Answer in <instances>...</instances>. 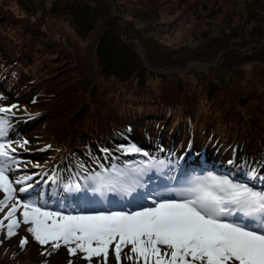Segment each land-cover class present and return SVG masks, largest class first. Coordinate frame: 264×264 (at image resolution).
I'll list each match as a JSON object with an SVG mask.
<instances>
[{
  "label": "trees",
  "instance_id": "16d2710c",
  "mask_svg": "<svg viewBox=\"0 0 264 264\" xmlns=\"http://www.w3.org/2000/svg\"><path fill=\"white\" fill-rule=\"evenodd\" d=\"M76 1L102 15L90 26L78 23ZM113 1L117 17L97 0H0V104H28L37 150L23 161L44 163L23 171L38 190L29 198L56 195L68 203L90 192V202L100 203L99 191L83 187L85 177L100 165L130 162L121 149L135 129L146 143L166 132L181 134L177 150L185 142L214 147L219 163L234 156L230 163L248 170L247 180L262 176L264 189V0ZM217 58L204 73L163 72ZM92 161L99 164L90 168ZM27 248L45 252L31 241L6 249L0 240V264H34Z\"/></svg>",
  "mask_w": 264,
  "mask_h": 264
},
{
  "label": "snow or ice",
  "instance_id": "6c2138e0",
  "mask_svg": "<svg viewBox=\"0 0 264 264\" xmlns=\"http://www.w3.org/2000/svg\"><path fill=\"white\" fill-rule=\"evenodd\" d=\"M15 107H0V113ZM10 127L9 120L0 116V141H4L0 142V212L8 209L0 230L7 221L6 238L17 236L21 225H27L26 231L39 245H50L52 251L65 247L85 264H93L94 259L109 264L110 251L115 264L123 259L128 264H264V189L229 175L193 173L178 180L179 187L138 193L126 202L131 205L127 211H53L29 198L33 186L27 182L32 175L10 179L22 163L27 167L14 155L17 149L12 142L5 141ZM28 143L24 140L19 147ZM121 151L148 159L110 168L100 165V171L85 177L84 187L131 195L143 187L144 175L165 164L135 145ZM18 193L28 196L21 198ZM28 242V237H22L19 245L24 248Z\"/></svg>",
  "mask_w": 264,
  "mask_h": 264
},
{
  "label": "rangeland",
  "instance_id": "374dc122",
  "mask_svg": "<svg viewBox=\"0 0 264 264\" xmlns=\"http://www.w3.org/2000/svg\"><path fill=\"white\" fill-rule=\"evenodd\" d=\"M19 1V0H18ZM88 1H96V0H88ZM106 2L108 5H110V9L108 10V13L112 16H116V7L113 0H97ZM262 1V0H260ZM35 4V3H34ZM74 6L71 7V9L75 8L74 15L77 16V22L78 23H86L87 26H90L93 21H97V19L102 15L101 8H96L93 11L92 10H85L87 7L86 4L76 1ZM115 8V9H114ZM88 11V13H86ZM86 13V14H85ZM123 27L125 23L123 22ZM103 29L105 30V38H109L111 34V26H103ZM125 29L129 31L128 25L125 27ZM131 33V32H130ZM110 39L113 42H116L113 34H111ZM131 41V40H130ZM248 48L245 47L242 50H246ZM136 52H138L141 56L144 55V53L141 52L140 47H135L134 49ZM124 51L128 52V49L124 47ZM10 53L9 49H6L4 51V56H8L7 54ZM11 54V53H10ZM218 58L213 60V65L216 64ZM202 61L192 60L188 62L184 69H181L179 67L171 68V69H165L163 72H169V73H185L190 70H194L198 73H204L208 68L203 66L201 64ZM210 62V63H212ZM205 63V62H203ZM212 66V65H211ZM27 91L26 89H22V94H25ZM4 92H1V95H3ZM0 95V96H1ZM1 102V100H0ZM13 104V100L9 99L8 103L0 104V107H6L11 108ZM16 109V110H15ZM12 109L9 113H0V116H4L5 118H14L10 121L11 127L8 129V136L11 138V142L13 144V147L17 149L16 153L14 155L17 156L20 160H25L28 156L35 153L37 150V146L34 145V140L32 137V134L35 132V128L31 127L28 123L30 119H27L29 116H32L31 113H29L28 110V104H21L20 109L15 108ZM19 123V124H18ZM18 124V125H16ZM139 128H141V124L138 125ZM135 133L133 134V138H127L126 143L128 146L135 145L139 147L142 151H146L149 153L150 156L155 157L158 160L165 161V164L163 165V169H161V166L158 168L151 169L146 175H144L141 178V184L144 183V180L151 181L152 183H155L154 178H159L162 182L166 178H172L173 180L168 184V187H176L179 184L177 183L178 180H181L184 178L185 174H195V175H205L208 173L214 174V175H229L230 177L234 178L238 182H247L250 184V186H254L257 189H263V178L262 176L255 173V175H252V181H245L243 177L246 176L248 173V170L242 169L243 167L234 166L230 162L231 159L234 158V156L227 155L229 159L227 158V164H221L217 163L218 160H223V157H220L217 153V149L214 147H208L204 148L203 150L199 149V147L195 143H189L185 142L180 150H176L178 148V142L181 139V134L178 136L169 135L166 132H160L155 135V139L150 140V142L146 143V141L141 138V130L135 129ZM126 137V134H124ZM24 140H27L29 143L25 145L24 148H20L19 144L22 143ZM16 142V143H15ZM113 146L111 147L112 153L109 154L110 157H113L115 154L113 152ZM152 151H155L157 153H153ZM102 158L103 163H106V153L102 151ZM119 154L122 153L121 151L118 152ZM123 154V153H122ZM124 156H127L126 158L129 159L130 162L133 161H139V160H147L148 157H144L140 154H124ZM231 156V157H230ZM225 158V157H224ZM93 163L99 164V162L92 161L90 164V168H93ZM37 164L34 162L27 163V167H25V164H21L19 167V170L13 171L10 173V179L13 181L19 177L23 176V171L31 172L36 167H33L32 165ZM40 167H44L43 161H40L38 163ZM236 167V168H233ZM220 173V174H219ZM258 175V176H257ZM240 176V177H239ZM21 185H17V188H19ZM261 186V187H260ZM84 187V185H83ZM159 185L157 184L155 187V190H158ZM260 187V188H259ZM86 188V187H84ZM38 191L34 189L33 187L29 190V192ZM44 191V189H43ZM101 198V205L95 204L94 202H91L92 194L89 192L88 195H86L85 199L80 198L77 202V204H74V202H68L65 199L64 202H59L58 198L55 196H47L43 194L38 198V201L46 204V206L53 211H98L99 207H103V211H117L114 209V204L119 201L117 204L119 206H124L127 204L126 202L129 201L131 197L134 196V192H138V188L135 189L131 193V195L116 191H99ZM18 196L21 197V194L18 193ZM109 197L111 200L110 203H106V201H103L104 198ZM22 198V197H21ZM0 199H3V193H0ZM83 200V201H82ZM94 199L92 198V201ZM86 202H89L86 204ZM68 204V205H67ZM77 205V206H76ZM116 206V205H115ZM125 211L129 210L128 207L124 209ZM8 209H6L5 213H3L0 216V220H3ZM17 217L22 219L19 212L17 213ZM6 225L7 221H5V228L3 230H0V240L3 241V246L7 248H11V250H20L21 247L19 245V240L22 237H28V241H31L34 246H37V243H35V240H32L31 234L26 231L27 225H21L20 229H18V235L13 236L11 239L6 238ZM43 250L46 252H51V255H44L39 254L35 255L31 249L26 250L25 252V258L30 260L31 262H34V264H40L43 261H50L52 264H69V261H74V264H85V262L77 257H72L68 254L67 249L65 247H61L58 251H52L51 246H42ZM127 251V249L125 250ZM94 259L93 264H97ZM109 264H115L114 260V254L110 251L109 254Z\"/></svg>",
  "mask_w": 264,
  "mask_h": 264
},
{
  "label": "water",
  "instance_id": "95a60500",
  "mask_svg": "<svg viewBox=\"0 0 264 264\" xmlns=\"http://www.w3.org/2000/svg\"><path fill=\"white\" fill-rule=\"evenodd\" d=\"M115 9V8H114ZM215 62V61H214ZM214 62H212V63H203V62H201V64L203 65V66H205V67H209V66H211V65H213L214 64Z\"/></svg>",
  "mask_w": 264,
  "mask_h": 264
},
{
  "label": "bare ground",
  "instance_id": "6f19581e",
  "mask_svg": "<svg viewBox=\"0 0 264 264\" xmlns=\"http://www.w3.org/2000/svg\"><path fill=\"white\" fill-rule=\"evenodd\" d=\"M106 203H109V201H108V202H106Z\"/></svg>",
  "mask_w": 264,
  "mask_h": 264
}]
</instances>
